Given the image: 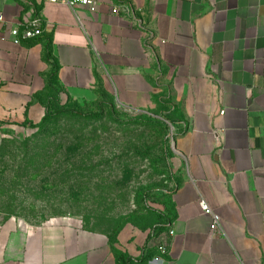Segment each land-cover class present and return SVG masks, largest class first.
Listing matches in <instances>:
<instances>
[{
    "label": "crops",
    "instance_id": "obj_1",
    "mask_svg": "<svg viewBox=\"0 0 264 264\" xmlns=\"http://www.w3.org/2000/svg\"><path fill=\"white\" fill-rule=\"evenodd\" d=\"M94 1L91 11L0 0V125L41 119L56 87L134 110L164 103L182 162L170 223L152 233L124 224L111 244L11 217L0 222V264H117L115 250L127 264H264V0ZM35 14L42 36L14 39L11 27ZM200 199L219 217L214 232ZM159 246L164 261L153 263Z\"/></svg>",
    "mask_w": 264,
    "mask_h": 264
},
{
    "label": "rangeland",
    "instance_id": "obj_2",
    "mask_svg": "<svg viewBox=\"0 0 264 264\" xmlns=\"http://www.w3.org/2000/svg\"><path fill=\"white\" fill-rule=\"evenodd\" d=\"M43 106L46 113L56 114L52 122L30 127L41 119L6 121L0 125V140L13 139L20 144L22 139H39L42 134L41 138L49 136L55 142L74 141L81 129L86 149L99 148L83 157L70 156L74 166L83 159L84 176L75 172L68 183L52 187L41 180L42 175L17 186L11 204L0 205V222L14 217L31 225H69L106 235L130 223L155 232L171 213L168 193L178 185L182 166L174 146L179 126L167 105L134 110L107 93L80 101L56 87ZM65 128L71 132L67 137ZM62 159L57 156L53 161ZM10 174L0 173V181Z\"/></svg>",
    "mask_w": 264,
    "mask_h": 264
},
{
    "label": "trees",
    "instance_id": "obj_3",
    "mask_svg": "<svg viewBox=\"0 0 264 264\" xmlns=\"http://www.w3.org/2000/svg\"><path fill=\"white\" fill-rule=\"evenodd\" d=\"M45 58L47 60L50 58L48 49H46ZM55 115V113L45 112L39 124L32 125L30 123L29 126L44 127V125H48L55 119ZM94 115L99 117L98 114ZM64 132V137H67V134L71 133L70 130H66V128L64 129ZM78 132L79 135L74 138V141H70L68 139L62 141L61 139L55 142V140H50L49 136L41 138L42 134L37 137L39 139H22L20 144H17V141L13 139H1L0 173L4 174L5 171H8L11 174L8 178H4L0 181V205H10L11 203L9 201L15 198V189L17 186H20L25 181L34 182L42 175L44 178L41 180H45L44 182L48 181L52 187L68 183L71 176H73V173L75 172L78 173L79 176H84L81 174L82 168L85 166L83 164V159L79 162L81 166H74L70 156L76 154L83 157L97 151L99 147L97 145H93L90 149H86V145L84 144L85 138L83 137L82 130L78 129ZM57 156L63 157L59 163L55 160L53 161V159ZM55 164H58L57 168L54 167ZM82 164L84 166H82ZM92 170H94V168ZM170 192L168 194H170ZM170 205L171 204L168 201L167 209L169 210H171ZM170 215L171 213L165 219H162L160 227H158L157 230H164L168 226L171 220ZM122 226L123 225L119 226L117 231H112L111 234L113 235H107L111 244L115 243V235ZM89 231L94 232V230ZM115 254L117 257V264H127V257L123 253L115 250Z\"/></svg>",
    "mask_w": 264,
    "mask_h": 264
},
{
    "label": "built area",
    "instance_id": "obj_4",
    "mask_svg": "<svg viewBox=\"0 0 264 264\" xmlns=\"http://www.w3.org/2000/svg\"><path fill=\"white\" fill-rule=\"evenodd\" d=\"M49 2L53 3H63L73 9L74 7L80 5L88 7L89 10L94 11L96 2L94 0H47ZM121 8L124 12L128 13L130 12V8L126 5H121ZM114 12L117 11V8L115 7L113 9ZM3 15L0 13V22H3ZM44 20L40 14H35L32 17H30L28 20L18 22L14 24L10 29V35L18 40V41H24V40H32L37 39L42 36L43 34V26ZM199 207L201 208L202 212L206 215H208L211 218L210 223V230L212 232L216 231L219 227L220 220L216 213L212 211L210 206L206 203L204 199L199 200ZM173 231H169V234H172ZM159 255H155L151 258V262L153 263H160L163 262L164 259L162 255L166 253V248L164 246L158 247Z\"/></svg>",
    "mask_w": 264,
    "mask_h": 264
}]
</instances>
